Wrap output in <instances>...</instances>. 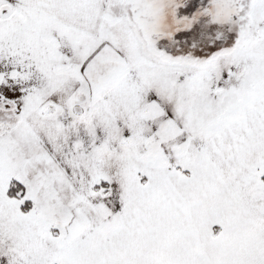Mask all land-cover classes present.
<instances>
[{"label": "snow or ice", "instance_id": "snow-or-ice-1", "mask_svg": "<svg viewBox=\"0 0 264 264\" xmlns=\"http://www.w3.org/2000/svg\"><path fill=\"white\" fill-rule=\"evenodd\" d=\"M0 264H264V0H0Z\"/></svg>", "mask_w": 264, "mask_h": 264}]
</instances>
